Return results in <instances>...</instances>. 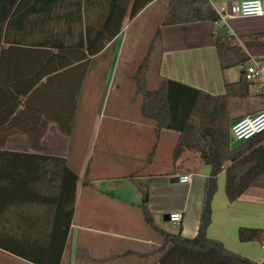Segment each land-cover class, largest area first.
Segmentation results:
<instances>
[{
    "label": "crops",
    "instance_id": "obj_1",
    "mask_svg": "<svg viewBox=\"0 0 264 264\" xmlns=\"http://www.w3.org/2000/svg\"><path fill=\"white\" fill-rule=\"evenodd\" d=\"M161 1L166 7L169 0H157L145 7L144 11ZM209 1L218 11L220 6L245 0ZM95 17L94 11L91 18ZM40 29L41 31L28 30L24 33L10 29L9 37H22L27 40L44 38L48 32L47 26L46 31L42 27ZM160 32V84L164 78H168L211 95H223L226 93V84L239 81L241 76L231 82L227 81L226 74L236 67L226 71L221 69L215 38L229 34L236 38L263 34L264 16L233 19L227 24L203 21L162 26ZM109 46L110 44L102 53ZM6 47L9 48V45ZM248 53L251 57L262 60L264 47L249 49ZM50 56L51 50L46 46L11 47L3 54L0 49V115L5 108L16 104L19 105L18 111H24V119L28 121V124L19 123L18 127L11 128L13 133L7 137L1 151L36 154L32 161L36 168L34 181L37 200H31L29 195L15 203L7 200L4 211V215L10 218L8 230L14 232L18 241L21 240L20 244L11 246L35 254L39 261L53 259L49 252L53 223L57 210L66 219L65 213L72 194L73 180L66 172L67 165L77 174L79 182L73 205L74 215L61 264H99L97 261L103 259L107 260L105 264H161L157 262V256L151 255L162 246L158 229L181 233L188 238L197 235L210 166L205 165L199 158L197 161L190 160L195 158V153L189 150H184L179 158L173 159L179 134L168 129L157 134L154 123L150 120L145 123H127L128 128L134 129V132L136 130L138 134L150 136L147 144H154V159L148 166H143V162L137 160L130 172L127 166L111 164L108 161V152L114 149L113 142L105 141L97 153L101 131L100 115L93 125L94 130L89 140L78 150L70 138L74 129L71 135H67L57 119L69 117L70 112H73L72 128L74 127L86 77L75 105L76 96L72 88L78 81L76 72L74 76L73 72L71 75L70 72H59L48 80L44 73L52 66ZM27 103L29 108L25 110ZM5 127L0 128V143L11 131L6 132ZM42 133L44 137L40 142H30L29 135ZM161 142L171 146L172 161H155ZM43 156L57 157L63 159L64 163L60 160H46ZM94 158L97 159L95 162ZM184 174L191 175L190 183L180 182ZM64 180L65 205L60 210V187ZM138 182L148 190L147 208L153 215L155 227H150L144 220L140 207L143 204V195ZM246 192L233 203L229 202L225 192L224 173L219 175L208 236L220 240L234 253L263 262L264 246L254 241L241 242L238 237L239 229L243 227L264 229V189L251 187ZM175 212L184 215L179 225L170 221V214ZM159 221L163 228L158 226ZM60 240L58 235L52 245L55 251L53 256L56 255ZM135 246L138 248H130ZM80 249L85 250L90 259H80L77 255ZM110 258L114 259L108 260ZM0 264L32 262L0 248Z\"/></svg>",
    "mask_w": 264,
    "mask_h": 264
},
{
    "label": "trees",
    "instance_id": "obj_2",
    "mask_svg": "<svg viewBox=\"0 0 264 264\" xmlns=\"http://www.w3.org/2000/svg\"><path fill=\"white\" fill-rule=\"evenodd\" d=\"M157 0H0V49L2 54L9 48L36 45L49 47L52 66L44 73L48 80L57 73L76 72L78 81L75 83L74 103L76 105L82 82L87 75L91 61L102 53L109 44H112L122 32V23L127 16L137 17L144 8ZM166 11L161 19L160 26H172L195 22H218V11L209 0H169ZM95 11L96 17L91 18ZM48 32L44 38L25 39L9 37L10 29L18 33L28 30L41 31V27ZM161 38L160 29L151 41L149 53L145 61L134 75L137 93L143 98L141 111L148 121L154 123L156 133L168 129L179 134L178 145L174 159L179 158L184 150L199 154L205 165L211 170L205 183V197L199 223V231L193 238L183 237L181 233H171L158 229L162 239L161 247L151 255L157 256L161 264H264L250 260L229 250L220 240L208 236L212 223V203L217 195L219 175L224 173L225 192L229 202L233 203L251 187L264 189V133L239 142L231 147V127L235 118L230 115V102L233 98L247 99L254 91V85L246 78L245 66L252 60L249 49L264 47V33L252 34L236 38L234 35L216 37V50L223 71L240 67L241 77L237 82L226 84L223 95H211L199 88L164 78L159 87L149 90L147 87V71L150 57L154 51L155 42ZM9 45V48L6 47ZM261 61H264V56ZM62 90V89H61ZM255 92V91H254ZM264 96V94H257ZM18 106L7 107L0 115V128L5 131L18 127V124H28L24 119V111ZM28 103L25 106L27 110ZM69 117L59 118L63 125L62 130L67 135L72 134L74 113ZM21 129V127H20ZM15 131V130H14ZM0 143V248L32 264H61L65 252V245L70 232L73 218L74 201L79 178L66 165L68 176H72V194L69 208L66 210V219L58 213L53 223L50 255L52 260L39 261L35 254L20 251L11 245L20 244L21 240L14 237V232L8 230L10 218L4 215L7 200L18 202L26 195L35 201L37 190L34 181L35 153H9L1 151L7 137ZM44 134L29 135L30 142H40ZM154 151H152V156ZM46 160L63 159L43 156ZM143 195V204L140 206L144 220L150 227H155L154 218L147 208L149 200L147 188L138 182ZM65 180L60 187L59 209L65 205ZM34 195V196H33ZM30 198V197H29ZM19 227V222H18ZM8 231V232H7ZM60 235L61 240L56 255L54 241ZM239 240L244 243L259 242L264 246V229L240 228ZM78 257L82 260L90 259L85 250H78ZM110 258L108 260H113ZM107 260L97 261L105 264Z\"/></svg>",
    "mask_w": 264,
    "mask_h": 264
},
{
    "label": "rangeland",
    "instance_id": "obj_3",
    "mask_svg": "<svg viewBox=\"0 0 264 264\" xmlns=\"http://www.w3.org/2000/svg\"><path fill=\"white\" fill-rule=\"evenodd\" d=\"M165 11V6L161 1L134 19H131L130 16L126 17L122 23L124 29L121 34L113 40L109 49L91 61L82 87L75 125L72 128L74 131L70 137L74 146L81 150L85 142L89 140L94 130L92 129L93 125L97 116L100 115L101 131L97 142V153L104 146L105 141L113 142L114 149L109 150L108 161L111 164L116 163L118 167L127 166L130 172L133 171L135 161H142L143 166H148L154 159V153L153 157L150 156L155 149L154 144L151 146L147 144L150 136L143 133L138 134L136 130L134 132V129L128 128L127 123H131V121L146 122L141 111L143 98L137 93L134 75L149 53L151 41L161 28L160 22ZM153 49L146 75L149 90H155L160 85L158 74L161 50L158 42H155ZM241 71L240 67L230 70L226 74L228 75L227 81L239 79ZM229 108L230 115L235 120L256 114L264 111V96H258L253 91L247 99H231ZM238 143L239 141L231 138L232 148ZM193 153H195V158H190V160L200 159L198 153ZM171 154V146L161 142L155 155V161H172ZM96 160L94 158L93 162ZM158 226L164 227L160 221Z\"/></svg>",
    "mask_w": 264,
    "mask_h": 264
},
{
    "label": "built area",
    "instance_id": "obj_4",
    "mask_svg": "<svg viewBox=\"0 0 264 264\" xmlns=\"http://www.w3.org/2000/svg\"><path fill=\"white\" fill-rule=\"evenodd\" d=\"M219 20L217 23L227 24L230 20L264 16V0H245L235 2L228 6H220L218 9ZM246 78L253 83L256 94H264V61L255 59L247 63L245 66ZM264 133V111L256 114L248 115L235 120L231 127V138L236 141L246 142L249 139ZM192 177L190 174H184L180 178V182L190 183ZM184 219L181 212L170 214V221L179 225Z\"/></svg>",
    "mask_w": 264,
    "mask_h": 264
}]
</instances>
